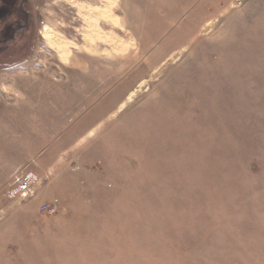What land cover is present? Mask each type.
I'll use <instances>...</instances> for the list:
<instances>
[{"label": "rangeland", "instance_id": "374dc122", "mask_svg": "<svg viewBox=\"0 0 264 264\" xmlns=\"http://www.w3.org/2000/svg\"><path fill=\"white\" fill-rule=\"evenodd\" d=\"M0 264H264V0H0Z\"/></svg>", "mask_w": 264, "mask_h": 264}, {"label": "built area", "instance_id": "2783aa9c", "mask_svg": "<svg viewBox=\"0 0 264 264\" xmlns=\"http://www.w3.org/2000/svg\"><path fill=\"white\" fill-rule=\"evenodd\" d=\"M36 180L34 174L22 169L13 176L6 190H9L14 198L27 199L34 194Z\"/></svg>", "mask_w": 264, "mask_h": 264}, {"label": "bare ground", "instance_id": "6f19581e", "mask_svg": "<svg viewBox=\"0 0 264 264\" xmlns=\"http://www.w3.org/2000/svg\"><path fill=\"white\" fill-rule=\"evenodd\" d=\"M44 38L48 41L50 47L58 53L59 56H62V48L60 47L59 41H56L50 37L47 33L44 34Z\"/></svg>", "mask_w": 264, "mask_h": 264}]
</instances>
